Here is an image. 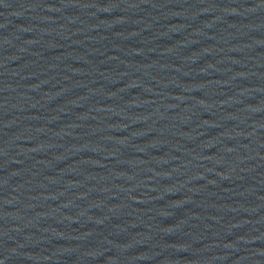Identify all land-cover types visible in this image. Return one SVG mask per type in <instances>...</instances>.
<instances>
[{
    "label": "water",
    "instance_id": "95a60500",
    "mask_svg": "<svg viewBox=\"0 0 264 264\" xmlns=\"http://www.w3.org/2000/svg\"><path fill=\"white\" fill-rule=\"evenodd\" d=\"M0 264H264V0H0Z\"/></svg>",
    "mask_w": 264,
    "mask_h": 264
}]
</instances>
